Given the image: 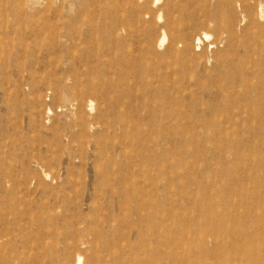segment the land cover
<instances>
[{
  "label": "rangeland",
  "instance_id": "374dc122",
  "mask_svg": "<svg viewBox=\"0 0 264 264\" xmlns=\"http://www.w3.org/2000/svg\"><path fill=\"white\" fill-rule=\"evenodd\" d=\"M166 1L0 0V264H264V0Z\"/></svg>",
  "mask_w": 264,
  "mask_h": 264
},
{
  "label": "bare ground",
  "instance_id": "6f19581e",
  "mask_svg": "<svg viewBox=\"0 0 264 264\" xmlns=\"http://www.w3.org/2000/svg\"><path fill=\"white\" fill-rule=\"evenodd\" d=\"M53 1L54 0H50V2L51 3H53ZM158 0H155V2H157ZM49 2V3H50ZM138 2V1H137ZM140 2V1H139ZM138 2V3H139ZM264 2V1H263ZM155 5H156V3H155ZM166 6H168V8L172 11V8H174L175 7V0H168V1H166ZM156 7V6H155ZM258 7H260V10H259V13H260V17H262V19H264V4H260ZM82 11V10H81ZM67 13V12H66ZM161 13V12H160ZM69 14V13H68ZM80 15V14H79ZM69 16V15H68ZM72 16V15H71ZM146 17V16H145ZM159 19L162 17V15H160L159 14ZM62 18H64V19H66L67 17H65V16H62V14H61V19ZM75 19H76V17H75ZM163 21V20H162ZM252 24H254V25H256V26H259L260 27V25L256 22V21H252ZM80 30H78V32H79ZM86 31V30H85ZM85 33V32H84ZM89 33V32H88ZM201 33V32H200ZM72 33H69L68 34V36H69V38H73L72 36ZM67 36V35H66ZM160 39V38H159ZM201 39H203L204 41H208V40H210V39H212V35L210 34V33H208V32H202L201 33V38L200 37H197L196 38V44L197 45H200L201 44ZM166 41V37H165V35H164V33L162 34V38L160 39V42H159V45L161 46L164 42ZM232 42H233V39L230 41V43L228 44V46L226 47V49H225V52H224V54L222 55V56H220V57H218V59L216 60V63L217 64H220V63H223L224 61H226L228 58H229V54H230V48L232 47ZM158 45V44H157ZM214 46V45H213ZM259 46V45H258ZM261 46L262 47H264V42H261ZM215 47V46H214ZM213 47V48H214ZM210 48H212V47H210ZM207 60V59H206ZM61 92H62V90H61ZM64 97V96H63ZM65 100V99H64ZM92 104V102L91 101H89V105H91ZM75 264H82V258L80 257V256H77V258H76V262H75Z\"/></svg>",
  "mask_w": 264,
  "mask_h": 264
}]
</instances>
